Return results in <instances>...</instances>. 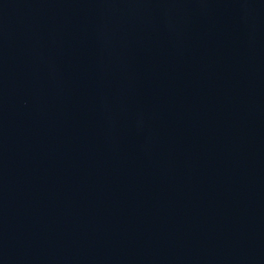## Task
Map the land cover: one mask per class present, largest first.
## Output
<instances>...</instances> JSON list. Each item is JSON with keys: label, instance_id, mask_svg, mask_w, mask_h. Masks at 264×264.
I'll return each instance as SVG.
<instances>
[{"label": "water", "instance_id": "water-1", "mask_svg": "<svg viewBox=\"0 0 264 264\" xmlns=\"http://www.w3.org/2000/svg\"><path fill=\"white\" fill-rule=\"evenodd\" d=\"M0 264H264V0H0Z\"/></svg>", "mask_w": 264, "mask_h": 264}]
</instances>
